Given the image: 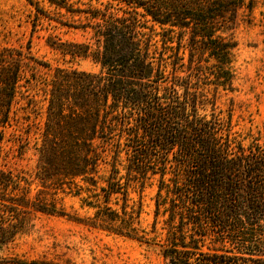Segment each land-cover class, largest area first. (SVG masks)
Instances as JSON below:
<instances>
[{
  "label": "trees",
  "instance_id": "trees-1",
  "mask_svg": "<svg viewBox=\"0 0 264 264\" xmlns=\"http://www.w3.org/2000/svg\"><path fill=\"white\" fill-rule=\"evenodd\" d=\"M27 1L47 18L46 2L58 11L49 20L89 35L49 45L100 72L57 67L27 78L42 66L30 47L0 45V161L11 157L10 142L14 158L36 157L31 173L0 166V249L30 231L37 214L68 216L60 195L70 194L93 211L78 223L108 234L150 243L165 218L166 264H259L264 127L245 144L231 114L206 107L216 104L211 87L234 91V33L264 0ZM157 176L149 237L129 191ZM207 242L225 253L205 252ZM8 263L55 264L0 262Z\"/></svg>",
  "mask_w": 264,
  "mask_h": 264
},
{
  "label": "rangeland",
  "instance_id": "rangeland-1",
  "mask_svg": "<svg viewBox=\"0 0 264 264\" xmlns=\"http://www.w3.org/2000/svg\"><path fill=\"white\" fill-rule=\"evenodd\" d=\"M94 5H96L94 3ZM46 11V16L36 11L35 6L27 0H0V45L13 46L25 53L30 47L31 55L42 66H34L26 73V77L36 74L38 77L50 76L57 68H73L87 72L98 73L100 66L89 59H72L63 56L53 49L49 43L72 42L84 43L89 35L63 26L56 21L57 10L46 2L40 3ZM65 11H63L64 13ZM252 24L241 25L234 33L237 43L234 62V91L220 90L214 93L211 87V98L215 107L208 105V113L222 111L228 118L232 115L234 131L249 143L248 134L257 133L264 127V3L260 1L254 12ZM68 18L69 22H73ZM75 19H78L76 17ZM78 24V23H77ZM148 33H151L152 25ZM157 33L160 32L158 29ZM156 41L161 40L156 35ZM43 65H49L52 71ZM12 131V129H10ZM11 141L12 136H6ZM12 148V149H11ZM13 145L7 144L6 151H11L6 161H0L1 167L13 168L31 173L36 165V157L28 153L21 158H14ZM159 177L149 182L142 191L134 185L130 189V205L142 203L143 213L139 227L152 237L151 232L156 223V195ZM34 188V187H33ZM36 191H34L35 193ZM86 196V195H85ZM62 206L68 216L57 217L37 214L33 220V228L17 240L0 249L1 261L52 262L55 264H166L163 256L166 230L163 217H159L157 229L159 235L156 241L145 243L124 236L108 234L89 228L79 221L93 214V211L82 205L80 198L65 194L60 195ZM123 201H120V206ZM216 255H222L225 250L218 243L207 242ZM229 249L230 246L227 245ZM248 257V256H246ZM262 259V260H260ZM256 263H262L264 257H254ZM241 264H254L245 259ZM11 264V263H8Z\"/></svg>",
  "mask_w": 264,
  "mask_h": 264
}]
</instances>
